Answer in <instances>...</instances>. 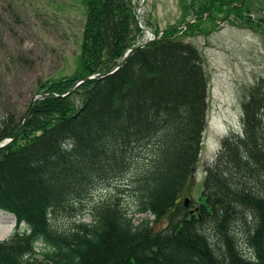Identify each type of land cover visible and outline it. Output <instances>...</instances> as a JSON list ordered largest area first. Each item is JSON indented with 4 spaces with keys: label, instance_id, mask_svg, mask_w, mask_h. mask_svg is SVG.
<instances>
[{
    "label": "trees",
    "instance_id": "1",
    "mask_svg": "<svg viewBox=\"0 0 264 264\" xmlns=\"http://www.w3.org/2000/svg\"><path fill=\"white\" fill-rule=\"evenodd\" d=\"M82 1L78 69L37 92L63 94L76 80L110 70L137 44L143 29L133 0ZM198 1L186 5L194 23L211 18L217 2L235 13L242 6ZM191 26L161 34L156 27L159 37L115 73L83 82L67 97L34 102L21 134L0 149V210L15 217L17 228L0 240V264H264L259 88L243 104L242 135L225 137L223 152L206 168L198 215L179 203L193 181L207 109L201 55L179 38ZM22 119L0 118V141L13 137ZM102 186L112 195L90 203L84 212L90 221L77 219L76 205ZM127 191L128 206L122 202ZM60 213L74 217L69 228L53 222ZM163 219L166 227L157 230ZM235 229L246 235L243 251ZM38 244L47 250L39 252Z\"/></svg>",
    "mask_w": 264,
    "mask_h": 264
},
{
    "label": "rangeland",
    "instance_id": "2",
    "mask_svg": "<svg viewBox=\"0 0 264 264\" xmlns=\"http://www.w3.org/2000/svg\"><path fill=\"white\" fill-rule=\"evenodd\" d=\"M190 1L199 2L133 0L135 11L139 10L140 24L154 34L157 28L171 26L184 30L182 24L194 17L186 8ZM235 3L242 5L238 13L217 2L211 18L202 15L197 23L192 21L191 31L179 35L182 41L198 50L207 81L206 123L193 181L189 190L179 197L180 206L188 199L189 215L197 216L199 205L204 203L201 191L206 168L223 152L222 140L243 133V104L249 99L250 91L257 87L264 94V0H235ZM85 11L82 0H0V118L14 114L20 119L42 85L75 75ZM148 36L142 31L136 43ZM74 100L78 103L77 97ZM260 114L264 126V108ZM112 193L102 186L83 200V206L76 205L74 215L84 222L90 221L89 215L84 214L90 203L108 198ZM124 196L122 202L128 206L130 193L127 191ZM146 216L152 218L150 214H136L135 219ZM73 218L60 213L53 222L67 229ZM15 225V217L0 210V240L9 239L17 229ZM19 226L25 230L23 224ZM204 226H208L207 233L212 234L211 240L216 244L218 240L209 225ZM155 227L164 229L166 219L157 222ZM235 230L237 244L243 251L246 235L242 229ZM37 250L44 252L47 247L38 244Z\"/></svg>",
    "mask_w": 264,
    "mask_h": 264
},
{
    "label": "water",
    "instance_id": "3",
    "mask_svg": "<svg viewBox=\"0 0 264 264\" xmlns=\"http://www.w3.org/2000/svg\"><path fill=\"white\" fill-rule=\"evenodd\" d=\"M144 2V0H142V3ZM141 5V4H140ZM139 10L136 11V17L137 19H139ZM194 20L191 19L189 20L188 22L182 24V27H185L188 23L192 22ZM140 27L143 29V31H145L149 36L144 39L143 41L141 42H138L137 44H135L134 46L128 48L125 53L123 54V56L116 62V64L108 71H105V72H97V73H93V74H90V75H87V76H84L83 78H80L78 80H76L72 85L71 87L69 88V90L63 94H56V95H49L45 92H36L30 102H29V105L26 109V112L23 116V119H22V122H21V125H20V128L19 130L17 131V133L13 136V137H9V138H5L3 139L2 141H0V149H3L5 147H7L8 145H10L13 141H15L18 136L21 134L25 124H26V121L31 113V110H32V107H33V104L34 102L37 100V99H41V98H64V97H67L69 96L80 84H82L83 82H86V81H89V80H94V79H102L104 77H107L113 73H115L117 70H119L127 61V59L132 56L137 50L141 49L142 47L148 45L150 42H152L154 39L158 38L159 37V34L162 33L163 30H160L159 31V34H154L149 28L147 27H144L142 25H140ZM183 204L184 206L186 207L188 205V199L185 198L184 201H183ZM192 215V214H190Z\"/></svg>",
    "mask_w": 264,
    "mask_h": 264
},
{
    "label": "flooded vegetation",
    "instance_id": "4",
    "mask_svg": "<svg viewBox=\"0 0 264 264\" xmlns=\"http://www.w3.org/2000/svg\"><path fill=\"white\" fill-rule=\"evenodd\" d=\"M194 20H195V16H194Z\"/></svg>",
    "mask_w": 264,
    "mask_h": 264
}]
</instances>
